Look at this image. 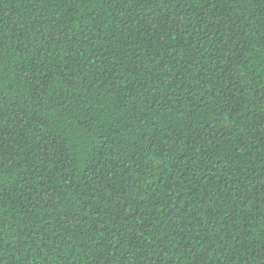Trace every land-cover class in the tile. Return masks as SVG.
I'll use <instances>...</instances> for the list:
<instances>
[{"label": "trees", "instance_id": "trees-1", "mask_svg": "<svg viewBox=\"0 0 264 264\" xmlns=\"http://www.w3.org/2000/svg\"><path fill=\"white\" fill-rule=\"evenodd\" d=\"M0 264H264V0H0Z\"/></svg>", "mask_w": 264, "mask_h": 264}]
</instances>
